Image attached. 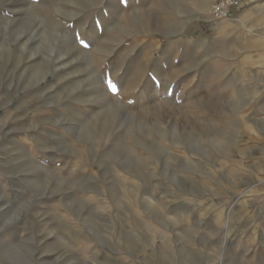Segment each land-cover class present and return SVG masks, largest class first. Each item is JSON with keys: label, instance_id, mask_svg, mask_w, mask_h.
<instances>
[{"label": "rangeland", "instance_id": "1", "mask_svg": "<svg viewBox=\"0 0 264 264\" xmlns=\"http://www.w3.org/2000/svg\"><path fill=\"white\" fill-rule=\"evenodd\" d=\"M215 1L0 0V264H264V0Z\"/></svg>", "mask_w": 264, "mask_h": 264}, {"label": "built area", "instance_id": "2", "mask_svg": "<svg viewBox=\"0 0 264 264\" xmlns=\"http://www.w3.org/2000/svg\"><path fill=\"white\" fill-rule=\"evenodd\" d=\"M239 0H216L209 8L207 17L210 20H221L229 18L234 9H239Z\"/></svg>", "mask_w": 264, "mask_h": 264}, {"label": "bare ground", "instance_id": "3", "mask_svg": "<svg viewBox=\"0 0 264 264\" xmlns=\"http://www.w3.org/2000/svg\"><path fill=\"white\" fill-rule=\"evenodd\" d=\"M244 1H248V0H244ZM205 8H206V6L202 5V9H204V11H205ZM202 9H201V11H202ZM261 9H264V6H260L259 4L252 5L251 7H249V9L247 11H245L241 16L237 17L235 20H242L245 16H247L248 14H251V12H259V10L261 11ZM224 19H226V18H224ZM229 20H232V19L229 18ZM224 28H225V23L223 21L216 23V25L214 27V29H215V31H217V33L224 31L223 30Z\"/></svg>", "mask_w": 264, "mask_h": 264}, {"label": "snow or ice", "instance_id": "4", "mask_svg": "<svg viewBox=\"0 0 264 264\" xmlns=\"http://www.w3.org/2000/svg\"><path fill=\"white\" fill-rule=\"evenodd\" d=\"M113 90H115L114 86H113Z\"/></svg>", "mask_w": 264, "mask_h": 264}]
</instances>
